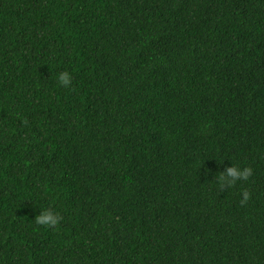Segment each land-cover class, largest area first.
Instances as JSON below:
<instances>
[{"label":"trees","instance_id":"16d2710c","mask_svg":"<svg viewBox=\"0 0 264 264\" xmlns=\"http://www.w3.org/2000/svg\"><path fill=\"white\" fill-rule=\"evenodd\" d=\"M0 264H264V0H0Z\"/></svg>","mask_w":264,"mask_h":264},{"label":"clouds","instance_id":"9594fccd","mask_svg":"<svg viewBox=\"0 0 264 264\" xmlns=\"http://www.w3.org/2000/svg\"><path fill=\"white\" fill-rule=\"evenodd\" d=\"M58 84L63 87H68L71 84V75L67 71L60 72L57 76ZM252 175V169L249 167L238 168L236 166L228 167L219 176L218 184L222 186L227 184L228 187L233 185L237 180L247 181ZM241 204H244L249 199V193L247 191H242ZM61 217L52 211L40 210V214L36 215L34 222L36 225H42L47 228L55 229L59 224Z\"/></svg>","mask_w":264,"mask_h":264}]
</instances>
